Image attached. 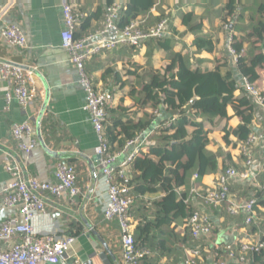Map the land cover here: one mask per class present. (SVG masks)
<instances>
[{
  "label": "crops",
  "instance_id": "1",
  "mask_svg": "<svg viewBox=\"0 0 264 264\" xmlns=\"http://www.w3.org/2000/svg\"><path fill=\"white\" fill-rule=\"evenodd\" d=\"M74 1L77 2L84 18L93 16L105 5L104 0ZM231 2H235L234 17L229 16L227 7ZM261 12L264 13V0H155L149 14L148 25L156 24L167 14L172 34L167 36L164 44L170 49L161 47L154 39H150L140 48L119 46L114 50H105L86 63L85 69L94 87L99 91L114 94L111 105L113 114L110 115L108 126L114 125V120L138 124L144 119L148 121L152 118L156 128L171 117L163 107L155 111L150 104L143 105L146 102L143 101V88L149 83L153 73L161 72L171 64L173 54H180L188 59L193 70L213 71L217 65L223 74L233 70L237 83L241 76L236 73L233 63L230 65L227 63L228 57L233 60L228 50L229 38L231 36H235L237 40L246 38L245 29L261 18ZM10 24L19 26L27 40L26 48L14 47L1 37V30ZM102 26L103 21L91 22V28L96 32ZM65 29L60 0H0V63L9 61L21 66L26 73L31 72L40 95L32 107L27 109L36 125L35 137L39 143L31 153L23 152L19 149L18 142L13 139L11 129L15 124L24 123L28 114L17 100L7 102L6 92L10 86L6 82H0V185L12 179V175L5 168V163L11 155L18 162L27 165L34 177L46 183L56 182L53 164L58 160L74 165L80 195L68 202H58L49 194H45L47 213L35 219L34 228L39 235L55 234L57 237L76 238L68 253V264H122L119 224L117 221H107L103 213L108 192L98 169L96 148L99 145V138L86 110L87 95L80 84L79 71L71 64L68 53L62 47ZM198 37L212 41L214 50H199L196 46ZM250 51H252L250 43L245 41L243 53L250 54ZM260 52L258 50L255 54ZM225 63L227 65H224ZM257 84L264 89V72L257 80ZM235 96H242L241 92L236 90ZM45 106L41 135L47 148L55 153L56 157L43 148L38 136L35 120L39 118ZM228 114L231 117L229 121L220 118L208 121L191 115L192 121L202 122L209 132L208 150L218 156L219 162L218 171L200 179L201 185L212 184L227 165L243 168L238 139L231 135L229 145L224 140L225 128L235 129L241 124V120L234 115L231 107L228 108ZM263 117V113L256 107L253 134L264 131ZM187 131L191 136L195 128L189 126ZM151 143L153 144L152 139L144 151H149ZM255 153L260 162L258 178L262 183L264 150L258 145ZM125 157L126 154L122 155L118 162ZM193 183L191 179L187 187H192ZM232 193L245 201L258 199L259 207L264 210V191L256 186L245 187L236 184L232 188ZM160 196L162 195L151 197L156 199ZM192 205L195 207L196 203ZM17 210L16 207H4L0 203V223L11 216H17ZM263 210L258 209V214L259 219L264 221ZM132 214L136 229L142 224L144 216H148L136 210ZM244 215L232 218L225 207L214 210L212 216L216 229L211 242L224 247L244 240L240 238H245L244 241L260 238L257 228L245 227ZM84 220L98 233L104 244L96 236L93 238L89 236L90 228ZM171 231L174 235L168 236L167 233ZM188 233L185 220L165 229L159 240L166 238V245L161 250L148 249L149 264H181L185 258V249L191 244L183 242Z\"/></svg>",
  "mask_w": 264,
  "mask_h": 264
},
{
  "label": "built area",
  "instance_id": "2",
  "mask_svg": "<svg viewBox=\"0 0 264 264\" xmlns=\"http://www.w3.org/2000/svg\"><path fill=\"white\" fill-rule=\"evenodd\" d=\"M63 8L65 32L62 35V47L68 53L69 60L79 71L80 84L84 88L87 100L86 110L90 114L93 128L99 138L96 155L99 159L98 169L107 186L108 200L103 213L107 221H117L121 231L122 264H141L150 256L148 249L138 248L135 244V222L132 214L134 199L130 181L133 175V164L137 155L150 145L149 135H140L128 142L121 153H112L107 138L109 123L108 109L114 101V94L97 90L86 72V63L105 50H114L119 46L140 48L150 39H161L172 34L170 20L166 18L157 25L143 29L145 20L134 21L124 30L118 23L124 2H117L108 8L103 28L83 39H76L75 32L84 20L78 4L74 0H60ZM1 37L17 48H26L27 40L19 26L6 25L1 30ZM233 37L229 38L228 50L236 65V52L232 48ZM236 90L241 95L252 97L256 107L264 115V89L253 84L240 74ZM0 82H6L10 89L6 92V100L10 103L17 100L27 112L36 99L39 91L35 86L32 73H26L21 66L12 62L0 63ZM42 113V112H41ZM41 115V114H40ZM40 117V116H39ZM264 119V117H263ZM38 119L35 120L38 126ZM166 127L171 126L167 123ZM36 125L28 114L22 124H15L11 133L18 142L19 149L31 153L38 146L35 137ZM240 142V141H239ZM264 150V131L250 136L246 142H240V155L243 168L227 166L210 185L199 184V176L194 175L190 187V198L186 203H196L195 210L186 221L192 242L185 249L182 264H252V253L260 254L264 250L261 237L264 235V221L259 219V201L238 199L232 188L236 184L245 187L256 186L264 191L258 178L260 162L256 157L255 148ZM126 154L121 161L120 157ZM55 183L41 182L34 177L27 165L16 160L14 156L7 159L6 170L12 175L11 181L0 185V203L4 207L18 208V215L11 216L0 223V264H68L69 251L76 241L73 236L57 237L55 234L39 235L34 228L38 216L47 213L49 194L58 202H68L80 195L77 185V171L74 165L63 160L53 164ZM186 189H179V193ZM225 207L232 218L245 214V227L257 228L260 238L252 241L244 240L219 246L211 242L216 229L212 213ZM264 211V210H263ZM249 234V233H247ZM239 240V239H237ZM264 258V257H263Z\"/></svg>",
  "mask_w": 264,
  "mask_h": 264
},
{
  "label": "trees",
  "instance_id": "3",
  "mask_svg": "<svg viewBox=\"0 0 264 264\" xmlns=\"http://www.w3.org/2000/svg\"><path fill=\"white\" fill-rule=\"evenodd\" d=\"M104 1V7L93 16L83 18L75 32L76 39L94 35L96 30H92L91 22L103 21L104 26L108 8L120 1L124 2L118 23L120 30L126 29L137 20L146 21L143 25V29L146 30L168 18L166 14L156 24L148 25L149 14L155 5V0ZM227 7L229 16H236L235 2H231ZM261 15V18L245 29L246 38L237 40L234 36L232 43L237 55L236 73L255 85H258L257 80L264 72V13L261 12ZM166 38L168 37L154 41L161 47L170 49L164 44ZM245 41L250 43L252 49L250 54L243 53ZM196 46L199 50H214V43L203 37H198ZM258 50L261 52L255 54ZM227 60L229 65L233 63L230 57ZM234 75L233 70L223 74L219 65L213 71L193 70L188 59L180 54H173L171 64L165 70L153 73L149 83L144 85V100L142 99L147 102L143 105L150 104L155 111L163 107L171 117L156 128L152 118L148 121L144 119L138 124L132 121L124 123L114 120V125L107 128V138L112 153L125 150L128 142L140 135H149L150 140H153L148 152L141 151L137 155L130 181L134 199L132 213L136 210L148 215L144 216L142 224L135 230V244L138 248L161 250L167 242L165 237L159 240L165 229L171 228L179 221H187L195 210L194 205L186 203L190 198V188L187 187L190 180L194 175L202 179L219 169L218 156L208 150L209 132L202 122L192 121L191 115L208 121H213L215 118L229 121L231 117L228 108L231 107L234 115L241 120V124L235 129L225 128L226 143L231 144V135L240 142H246L252 135L256 105L250 96H235ZM111 114H113L112 107L108 109L109 120ZM167 123H171V126L166 127ZM189 126L195 128L191 136L187 131ZM181 188L186 190L179 193ZM153 195L162 196L154 199L151 197ZM167 234L174 235L172 231ZM261 241L264 243V235ZM183 242H192L190 232L183 238ZM251 257H253L252 264H264V250L260 254L252 253ZM149 259L146 257L141 264H149Z\"/></svg>",
  "mask_w": 264,
  "mask_h": 264
},
{
  "label": "water",
  "instance_id": "4",
  "mask_svg": "<svg viewBox=\"0 0 264 264\" xmlns=\"http://www.w3.org/2000/svg\"><path fill=\"white\" fill-rule=\"evenodd\" d=\"M47 105H48V97H47V100H46V106H47ZM46 106L44 107V110L42 111V113H41V115H40V117H39V120H38V126H37V128H38V136H39L40 143H41V145L43 146V148H44L45 150H47V152H48L50 155L56 157L57 155H56L55 153L51 152V151L47 148V146H46V144H45V142H44V140H43V138H42V135H41V121H42V117H43V115H44V113H45V111H46ZM84 222H85V224L87 225V227L90 228L89 236H90L91 238H93L94 236H96V237L99 238V240H101V242L104 244L105 242L101 239V237L98 235V233H97L95 230L92 229V227L90 226V224H89L87 221H85V220H84Z\"/></svg>",
  "mask_w": 264,
  "mask_h": 264
}]
</instances>
